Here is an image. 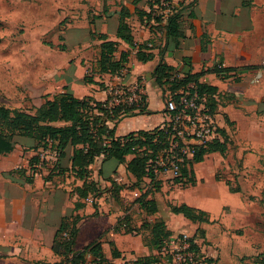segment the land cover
Here are the masks:
<instances>
[{
	"label": "crops",
	"instance_id": "obj_1",
	"mask_svg": "<svg viewBox=\"0 0 264 264\" xmlns=\"http://www.w3.org/2000/svg\"><path fill=\"white\" fill-rule=\"evenodd\" d=\"M190 1L192 0H184V3ZM120 2L121 8L116 11L111 9L109 19L99 22L96 30L106 34L108 40L118 42L120 51L127 52V72L114 76L126 87H136L140 82L139 92L145 96L147 109L151 113L125 117L115 126L112 122H107L110 128H114L115 136L139 130L148 131L163 121V93L153 77V71L159 62H164L177 71L178 78L184 73H200V82L215 86L218 97L220 94L228 95L232 99L231 104L235 106L236 103H241L243 108H248L252 104H261L256 88H252L244 78L229 81L218 76L215 69L221 63L226 67L240 66L252 69V77L261 78L262 68L264 71V0H195L193 7L182 11L179 19L182 36L176 42L166 38L162 24L152 26L144 19H139L136 8L148 10L144 0H137L136 3L133 0ZM122 7L129 13L125 20L134 41L137 44L147 42L149 48L145 51L151 54L147 61H139L136 58V47L116 36ZM101 42L99 40V45ZM95 74L94 82L88 83L83 80L84 73H69L63 78L66 85L64 91L79 99L105 101L109 97L106 76L110 74ZM103 83L105 89L102 88ZM260 92L264 94V83ZM225 116L233 126L230 112L224 113L223 117ZM218 121L224 129L223 121L219 118ZM224 123L228 126L225 118ZM235 128L237 130V126ZM37 153L33 140L17 137L13 149L0 154V264L59 263L61 256L52 249L53 239L61 219L71 216L79 217L73 252L81 251L90 242L99 239L105 258L113 264H119L120 257L125 253L131 254L134 259L153 253L148 245L150 223L161 220L172 233H199L200 237H208L209 228L215 219L207 209L211 204L207 205L206 201L211 199L214 202L211 206H222L223 200L215 197V188H221V180L216 176L218 167L214 162L208 163V158L225 153H208L202 161L194 163V183L186 184L183 186L185 188L178 187L176 184L179 183L167 176L157 177L160 181L158 190H154L150 178L144 176L137 181L127 170L126 162L131 159V155L126 157V162L104 159L99 155L89 165L91 180L100 190L96 196L90 191L86 195L81 193L83 179L78 178L71 169L73 147L70 145L63 150L58 171L50 178L37 175L28 182L13 176L11 171L16 166L27 165L28 168L29 161L32 158L34 161ZM110 181L121 186L117 200L111 196ZM229 191L236 193L239 189ZM145 192L148 193L147 198L156 202L157 211L153 214L142 213L135 203ZM216 200L219 201L217 205ZM182 203L205 211L209 222H194L181 213L171 211V206ZM125 215H128L131 225L139 228V235L131 236L114 230L117 221ZM143 222L147 224L141 225ZM113 250L117 256L112 255ZM86 264H92L89 255L86 256Z\"/></svg>",
	"mask_w": 264,
	"mask_h": 264
},
{
	"label": "rangeland",
	"instance_id": "obj_2",
	"mask_svg": "<svg viewBox=\"0 0 264 264\" xmlns=\"http://www.w3.org/2000/svg\"><path fill=\"white\" fill-rule=\"evenodd\" d=\"M175 1L178 5L180 0ZM121 6L120 0H0V106L35 113L46 99L64 90L63 78L69 73L96 76L95 62L100 50L96 26L109 19L111 9L116 11ZM262 44L264 47V38ZM119 51L118 45L116 58ZM235 69L236 75L226 79L244 78L256 88L261 104L243 108L241 103L231 104L228 95L218 97L216 115L228 133V146L225 154L211 155L208 163L214 162L218 167L216 176L221 188H212L217 190L215 197L223 200L222 206H211V199L206 201L211 204L207 209L215 219L208 237L187 234L195 235L203 259L214 258L218 264H264V94H260L264 71L262 68L261 78L253 82L252 69ZM106 79L111 106L129 104V97L138 99L139 94L143 95L139 92L140 82L131 88L114 75H107ZM102 88L105 89L104 83ZM227 112L233 126L224 123ZM58 167L40 175L50 178ZM28 170L31 169L27 165L16 166L13 176L23 180L29 175ZM231 189L239 191L233 193ZM120 259L119 264H126L134 258L125 253Z\"/></svg>",
	"mask_w": 264,
	"mask_h": 264
},
{
	"label": "trees",
	"instance_id": "obj_3",
	"mask_svg": "<svg viewBox=\"0 0 264 264\" xmlns=\"http://www.w3.org/2000/svg\"><path fill=\"white\" fill-rule=\"evenodd\" d=\"M136 1L133 0V3H136ZM158 1L147 0L149 11L136 8V14L139 19H144L152 26H160L161 17H152L151 14L153 5L158 3ZM194 4L195 0L187 4H184V0H180L177 8L171 9V12L165 18V22L161 25L166 38L175 42L178 41L182 36L179 30V19L182 11L193 7ZM128 16L129 13L122 7L119 11L116 36L123 42L136 47V58L139 61H147L151 58V54L145 51L149 48L147 42L137 44L134 41L130 27L125 20ZM152 19L157 24L151 23ZM96 38L102 42L99 45V56L95 62V72L119 76L121 71L126 68L127 52L119 51L116 58L114 54L118 51V42L108 40L107 35L103 33H98ZM220 71L227 73L236 71V69L235 67H225L221 70L216 67L215 73L221 78H227L229 75H222ZM177 75V71H174L171 66L164 62H159L153 71L154 80L162 90L164 102L167 98L166 92L177 101L179 95L175 96L173 93L178 90H182L183 93L185 91L192 92L193 88L189 87V85L193 84L198 93L206 97L211 111L216 112L215 106L218 103V93L215 86L200 82L198 80L200 73H184L180 78ZM83 80L88 83L94 82L93 76H84ZM109 98L104 102L95 101L91 98L79 99L66 90H62L53 94L50 99H46L35 113L11 110L5 106H0V154L10 152L17 141V137H26L33 140L35 149L45 147L50 143L53 148L60 152V156L63 154L65 147L70 145L73 147L71 169L78 178L83 179L81 193L86 195L90 191L95 196L98 195L100 190L97 188L96 183L91 180V172L89 170V165L95 157L102 155L104 159L112 158L118 162H126V157L131 155V159L126 162L127 170L135 176L137 181L144 176L150 178L154 190H158L160 181L151 172L146 171L145 158L141 153L132 150L131 147L136 143L141 144L143 141L149 144L154 137H162V132L155 127L148 131L139 130L124 136H115L114 128H110L107 125V122H112L115 126L125 117L137 114H150L151 111L147 109L145 96L139 94L138 99H133L129 104L118 103L111 107H104L103 103H107ZM224 118L226 123L230 125L228 118L226 116ZM58 123H62V125H57ZM220 131L223 136L222 141L215 140L198 147L193 157L182 168L181 176L174 179L175 183L181 185L193 184L192 166L194 163L202 161L208 153H225L228 146V135L225 129L221 128ZM32 163L33 158L29 161V166ZM22 172L24 174L25 171ZM25 180L31 182L32 177L26 176ZM110 184L112 186L110 189L111 196L117 200L121 186L113 181H110ZM147 195V192L142 193L135 200V203L142 213L153 214L157 211V205L155 200L147 198ZM171 211L173 213H181L194 222H209V216L205 211L190 207L184 203L171 206ZM78 219L79 217L76 216L61 219L52 244L54 253L61 256V261L57 264H86L87 255L91 257L92 264H113L105 258L99 239L90 242L83 250L73 252L78 232ZM146 224L143 222L141 225ZM149 226L150 238L148 245L151 251H154L160 248L172 232L166 228L165 223L161 220L152 222ZM114 230L123 233H131L133 231L139 233L140 231L138 227L131 225L128 215L117 221ZM194 238L195 235L189 239L191 247L195 251H199ZM112 255L117 256L118 254L113 250ZM155 259L156 255L151 253L131 260L126 264H148ZM203 261H206L207 264H218L214 258H205Z\"/></svg>",
	"mask_w": 264,
	"mask_h": 264
},
{
	"label": "built area",
	"instance_id": "obj_4",
	"mask_svg": "<svg viewBox=\"0 0 264 264\" xmlns=\"http://www.w3.org/2000/svg\"><path fill=\"white\" fill-rule=\"evenodd\" d=\"M175 0H159L153 5L152 17H161L160 24L165 22L167 14L172 8H177ZM149 11V8L148 10ZM154 22V19L151 20ZM222 63L217 66L223 69ZM126 69H123L121 73ZM220 73L227 74L229 77L236 75V71ZM227 77V78H229ZM253 78V82L258 81ZM192 92L182 90L175 91L173 94L178 96L176 101L166 92L164 102L165 116L163 121L156 127L163 134L162 137L156 136L147 144H134L131 149L141 153L145 158L146 171L151 172L156 177L167 176L169 179H176L181 176V170L188 160H190L196 149L211 141H222V128L217 119L216 112L211 111L208 101L204 95H200L193 84ZM130 100L136 99L129 97ZM104 102V101H102ZM104 107H111L103 103ZM60 159V152L53 148L50 143L45 147H40L36 159L27 169L30 171L29 177H35L42 172H49ZM137 234L135 231L131 232ZM191 237L186 232L171 234L159 249L154 250L156 259L148 264H205L199 251L191 247L189 241ZM196 242V241H194Z\"/></svg>",
	"mask_w": 264,
	"mask_h": 264
}]
</instances>
